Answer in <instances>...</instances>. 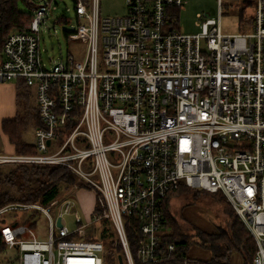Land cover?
<instances>
[{
  "label": "built area",
  "instance_id": "1",
  "mask_svg": "<svg viewBox=\"0 0 264 264\" xmlns=\"http://www.w3.org/2000/svg\"><path fill=\"white\" fill-rule=\"evenodd\" d=\"M126 1V14L115 17H101L100 0L79 1L82 23L69 38L84 44L82 57L42 61L49 2L0 49V82L23 80L43 123L36 153H0V164L66 167L106 205L87 222L73 197L57 216L34 202L1 206L0 217L12 215L0 226V264H104L103 242L89 239L100 220L114 228L124 264H190L161 236L165 201L181 184L222 192L255 241L252 264H264V0H217L219 18L198 14L194 34L175 25L173 10L180 15L187 0ZM232 4H250L251 30L223 32ZM71 209L72 231L63 220ZM37 215L48 220L46 233Z\"/></svg>",
  "mask_w": 264,
  "mask_h": 264
},
{
  "label": "trees",
  "instance_id": "2",
  "mask_svg": "<svg viewBox=\"0 0 264 264\" xmlns=\"http://www.w3.org/2000/svg\"><path fill=\"white\" fill-rule=\"evenodd\" d=\"M24 1L31 7V10L20 9L18 0H0V49L11 32L23 30L25 25L33 19L34 11L37 7L30 0ZM73 1L76 7L79 1L85 4L90 2V0ZM230 6L227 5V8H230ZM237 6L239 7V30L247 31L246 27L252 23L250 4H239ZM173 12L179 18L180 15L177 14L179 9H174ZM177 20L179 21V19ZM175 25L179 28L177 21ZM15 82L17 84L16 116L12 119L3 120L1 129L8 137L9 142L14 145L15 150L13 153L34 154L37 152V149L34 143L25 141L24 134L30 128L33 127L35 129L42 126L43 123L40 119L36 103L33 104L31 101L33 97L31 88L21 79L15 80ZM79 189L90 190L95 194V207L92 214H101L106 210L102 194L66 167L19 163L0 164V207L14 201L34 202L54 212L57 204L65 198H72ZM204 191L181 184L178 189L169 194L164 205L165 227L168 230L164 229L161 234L163 244L175 242L178 248H183L185 254V247L188 243L187 235L183 232L176 218L169 212L170 200L179 193H185L197 199ZM210 193L214 198L224 195L222 192ZM224 199H220L219 201L225 203ZM230 217L233 221L228 230H222L213 234L202 233L201 238L205 244L211 247L215 263H221L223 259L226 260L228 252L238 250L243 254L245 264H252L256 251L255 241L237 213L236 217L233 214H230ZM131 220H134L133 217H131ZM128 233L135 250L134 230L129 225ZM89 239L103 242L105 248L104 264H119V257L122 256L124 258L122 245L108 220L102 221L101 226L97 227L95 234L89 235Z\"/></svg>",
  "mask_w": 264,
  "mask_h": 264
},
{
  "label": "rangeland",
  "instance_id": "3",
  "mask_svg": "<svg viewBox=\"0 0 264 264\" xmlns=\"http://www.w3.org/2000/svg\"><path fill=\"white\" fill-rule=\"evenodd\" d=\"M34 6L38 7L42 2H49V10L45 22L40 26L39 32V50L42 61L47 67L54 62H66L70 54L77 58L82 57L85 52V46L80 40L69 38V34L77 29L81 20L78 21L76 14V5L73 0H30ZM18 6L22 10H31V7L24 0H18ZM239 7L231 5L230 8H223L221 26L225 33H237L239 31ZM126 0H100L101 17H115L126 14ZM210 14V18H219V5L217 0H187L180 9L179 28L184 33H198L201 31L197 24L201 22L198 14ZM246 30H251L250 26ZM33 94V93H32ZM34 96L31 101L35 104ZM25 141L35 142V129L32 127L24 134ZM73 198L76 201V209L84 222L94 218L92 214L94 205V196L92 191L75 192ZM225 198V199H224ZM66 199V198H65ZM224 199L225 203L220 202ZM59 205L52 212L57 216L60 212ZM170 214L176 218L183 232L187 235V246L185 254L190 259V264H245L243 254L238 250L228 252V258L223 259L221 263L213 261V251L208 244H205L201 238L202 233H218L222 230H228L232 224L230 214L236 217V212L225 195L213 197L210 192H203L197 199L179 193L170 200ZM30 212L19 213L20 216H27ZM11 213L0 217V226L2 219L11 216ZM21 218V217H20ZM39 225L42 231L47 232L48 220L45 216H38ZM76 216L73 209L63 213V220L66 226L72 231L78 225L75 221ZM103 220L95 222L92 226L97 227ZM22 222V220L20 221ZM92 226H89L91 228ZM104 256V254H103ZM125 264H127L125 262Z\"/></svg>",
  "mask_w": 264,
  "mask_h": 264
},
{
  "label": "crops",
  "instance_id": "4",
  "mask_svg": "<svg viewBox=\"0 0 264 264\" xmlns=\"http://www.w3.org/2000/svg\"><path fill=\"white\" fill-rule=\"evenodd\" d=\"M17 84L15 81L0 82V153H13L15 147L9 142L8 137L2 132L1 124L5 119H12L16 116ZM86 189H79L77 193L85 192ZM94 205L95 207V194Z\"/></svg>",
  "mask_w": 264,
  "mask_h": 264
},
{
  "label": "water",
  "instance_id": "5",
  "mask_svg": "<svg viewBox=\"0 0 264 264\" xmlns=\"http://www.w3.org/2000/svg\"><path fill=\"white\" fill-rule=\"evenodd\" d=\"M48 143H50V141H48ZM58 224L61 225V218H58ZM119 264H124L122 256L119 257Z\"/></svg>",
  "mask_w": 264,
  "mask_h": 264
}]
</instances>
